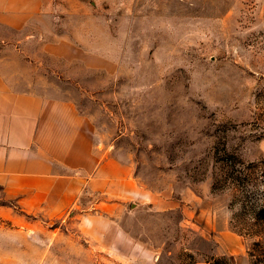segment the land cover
Here are the masks:
<instances>
[{
	"label": "rangeland",
	"instance_id": "1",
	"mask_svg": "<svg viewBox=\"0 0 264 264\" xmlns=\"http://www.w3.org/2000/svg\"><path fill=\"white\" fill-rule=\"evenodd\" d=\"M43 8L0 22V71L88 115L140 194L85 191L48 219L0 188V264H264V0ZM91 211L89 233L78 221Z\"/></svg>",
	"mask_w": 264,
	"mask_h": 264
},
{
	"label": "crops",
	"instance_id": "2",
	"mask_svg": "<svg viewBox=\"0 0 264 264\" xmlns=\"http://www.w3.org/2000/svg\"><path fill=\"white\" fill-rule=\"evenodd\" d=\"M47 4L48 0H0V22L20 27ZM54 46L46 44L44 49L56 54ZM97 136L92 119L73 102L16 90L0 71V188L18 199L26 213L60 216L85 191L104 199L140 194L129 166L105 158ZM98 214L91 211L80 217V229L92 233Z\"/></svg>",
	"mask_w": 264,
	"mask_h": 264
},
{
	"label": "trees",
	"instance_id": "3",
	"mask_svg": "<svg viewBox=\"0 0 264 264\" xmlns=\"http://www.w3.org/2000/svg\"><path fill=\"white\" fill-rule=\"evenodd\" d=\"M254 217L256 220L264 221V202L257 208V210L254 213ZM209 262H210L209 264H229L224 257H220V258L211 257Z\"/></svg>",
	"mask_w": 264,
	"mask_h": 264
}]
</instances>
